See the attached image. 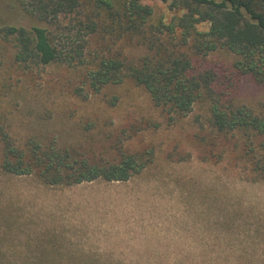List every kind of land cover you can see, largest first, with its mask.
Here are the masks:
<instances>
[{"label": "rangeland", "instance_id": "rangeland-1", "mask_svg": "<svg viewBox=\"0 0 264 264\" xmlns=\"http://www.w3.org/2000/svg\"><path fill=\"white\" fill-rule=\"evenodd\" d=\"M143 3L152 8L143 32L99 29L85 37V51L138 61L155 46L175 48L178 37L156 27L183 10L161 0ZM83 12L101 11L88 2ZM0 23L39 24L57 36L52 22L37 21L13 0H0ZM66 24L56 40L60 49L83 34ZM13 57L12 45L1 41L0 123L16 140L56 135L90 158L118 159L122 152L145 158L148 151L153 158L124 182L46 186L32 176L0 174V230L8 231L2 251L24 257L56 240L66 256L60 264H264V180L252 171L264 162V136L238 131L215 138L206 102L174 115L130 78L97 94L83 85V99L74 93L82 85L81 67L59 62L25 70ZM232 60L220 51L208 63L228 67ZM234 75L232 99L264 113V87L250 75ZM89 121L96 129H85ZM90 259L95 262H83Z\"/></svg>", "mask_w": 264, "mask_h": 264}, {"label": "trees", "instance_id": "trees-1", "mask_svg": "<svg viewBox=\"0 0 264 264\" xmlns=\"http://www.w3.org/2000/svg\"><path fill=\"white\" fill-rule=\"evenodd\" d=\"M161 1L183 10L175 21L156 27L160 34L177 36L178 45L171 49L155 46L150 55L138 61L109 54L91 57L85 51V37L99 29L113 30V25H119L122 32H143L141 29L152 15V8L143 0H123L119 8L116 0H13L37 21L52 22L57 36L53 39L51 31L39 24L25 27L0 23V42L12 45L14 62L25 70L59 62L81 67L82 85L74 93L83 99L88 98L83 85L87 92L97 94L130 78L146 90L156 106L174 115L184 116L197 101L206 102L215 138L238 131L264 136V113H256L231 97L235 73L250 75L264 87V0ZM88 2L101 12H83ZM69 22L76 27V33L83 32V38L60 49L56 40L66 33ZM202 24L207 29H198ZM80 38L85 40L81 42ZM220 51L232 56L230 65L210 66L208 58ZM109 101L115 105L116 98L112 96ZM85 129H96V123L89 121ZM12 134L8 125L0 123V174L32 176L46 186L96 180L124 182L139 174L153 158L149 151L145 158L125 152L118 159L90 158L76 148L79 146L61 141L56 135L47 138L36 133L18 141ZM256 163L252 171L257 180H264V162ZM7 234L0 230V264H60L66 258L57 252L56 240L42 242L35 254L11 256L1 248Z\"/></svg>", "mask_w": 264, "mask_h": 264}]
</instances>
